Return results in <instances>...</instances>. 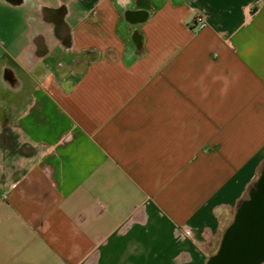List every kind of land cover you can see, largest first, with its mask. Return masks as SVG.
<instances>
[{
  "label": "crops",
  "instance_id": "0c3cea01",
  "mask_svg": "<svg viewBox=\"0 0 264 264\" xmlns=\"http://www.w3.org/2000/svg\"><path fill=\"white\" fill-rule=\"evenodd\" d=\"M263 164L264 0H0V264H206Z\"/></svg>",
  "mask_w": 264,
  "mask_h": 264
},
{
  "label": "water",
  "instance_id": "95a60500",
  "mask_svg": "<svg viewBox=\"0 0 264 264\" xmlns=\"http://www.w3.org/2000/svg\"><path fill=\"white\" fill-rule=\"evenodd\" d=\"M206 264H264V165Z\"/></svg>",
  "mask_w": 264,
  "mask_h": 264
},
{
  "label": "built area",
  "instance_id": "2783aa9c",
  "mask_svg": "<svg viewBox=\"0 0 264 264\" xmlns=\"http://www.w3.org/2000/svg\"><path fill=\"white\" fill-rule=\"evenodd\" d=\"M205 22V16L202 13H197L194 16V23L196 25H202Z\"/></svg>",
  "mask_w": 264,
  "mask_h": 264
},
{
  "label": "rangeland",
  "instance_id": "374dc122",
  "mask_svg": "<svg viewBox=\"0 0 264 264\" xmlns=\"http://www.w3.org/2000/svg\"><path fill=\"white\" fill-rule=\"evenodd\" d=\"M263 165H264V164H263ZM263 165H262V167H261V169H260V171H259L258 177H259L260 172H261V170H262V168H263ZM258 177H257V179H258ZM257 179H256V180H257ZM256 180H255V181H256ZM255 181H254V182L252 183V185L250 186L249 191H250V189L253 187ZM249 191H248V194L246 195V197H248V195H249ZM234 214H235V211H234V213H233L231 219H229V220L227 221V223H226V227H227V226L230 224V222L232 221V219H233V217H234ZM218 247H219V245L217 246V249H218ZM217 249H216V250H217Z\"/></svg>",
  "mask_w": 264,
  "mask_h": 264
}]
</instances>
